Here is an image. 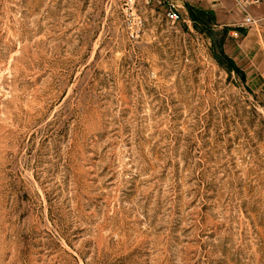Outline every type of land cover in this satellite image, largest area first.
I'll return each instance as SVG.
<instances>
[{
  "label": "rangeland",
  "instance_id": "374dc122",
  "mask_svg": "<svg viewBox=\"0 0 264 264\" xmlns=\"http://www.w3.org/2000/svg\"><path fill=\"white\" fill-rule=\"evenodd\" d=\"M186 10L0 0V264H264V71Z\"/></svg>",
  "mask_w": 264,
  "mask_h": 264
},
{
  "label": "crops",
  "instance_id": "0c3cea01",
  "mask_svg": "<svg viewBox=\"0 0 264 264\" xmlns=\"http://www.w3.org/2000/svg\"><path fill=\"white\" fill-rule=\"evenodd\" d=\"M178 2L185 10L192 7L194 11L199 9L214 12L216 18L223 20L222 24L230 27L228 40L230 43L225 45L230 58L248 74L264 71V58L261 57L264 49L263 34L255 25L245 23L247 16L254 19L264 18V1L178 0Z\"/></svg>",
  "mask_w": 264,
  "mask_h": 264
},
{
  "label": "built area",
  "instance_id": "2783aa9c",
  "mask_svg": "<svg viewBox=\"0 0 264 264\" xmlns=\"http://www.w3.org/2000/svg\"><path fill=\"white\" fill-rule=\"evenodd\" d=\"M144 2H152L157 1L159 3H163L165 6V13L167 16V19L172 22L180 21L183 18L182 14V5L178 2V0H143ZM246 24H255L257 23V20L247 16L245 19Z\"/></svg>",
  "mask_w": 264,
  "mask_h": 264
},
{
  "label": "trees",
  "instance_id": "16d2710c",
  "mask_svg": "<svg viewBox=\"0 0 264 264\" xmlns=\"http://www.w3.org/2000/svg\"><path fill=\"white\" fill-rule=\"evenodd\" d=\"M189 9H190V12H191L190 15H191V18H192V21L194 22V24H197V22H198L199 24H204L205 25L206 24L205 21H207V20H204L202 17L206 16L208 20L212 19V17H213L212 16L213 15L212 12H210V11L197 10L196 13H195V12H193V8L192 7H190ZM222 55L226 56L225 52H222Z\"/></svg>",
  "mask_w": 264,
  "mask_h": 264
}]
</instances>
